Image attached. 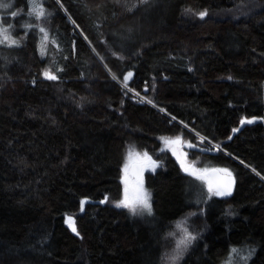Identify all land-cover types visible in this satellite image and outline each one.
Listing matches in <instances>:
<instances>
[{
  "label": "trees",
  "instance_id": "trees-1",
  "mask_svg": "<svg viewBox=\"0 0 264 264\" xmlns=\"http://www.w3.org/2000/svg\"><path fill=\"white\" fill-rule=\"evenodd\" d=\"M19 1L4 20L19 44L0 43V264H169L183 219L181 264L233 248L264 264V0H41L39 18ZM166 136L229 170L234 194L204 199ZM130 149L162 163L151 218L113 204Z\"/></svg>",
  "mask_w": 264,
  "mask_h": 264
},
{
  "label": "rangeland",
  "instance_id": "rangeland-1",
  "mask_svg": "<svg viewBox=\"0 0 264 264\" xmlns=\"http://www.w3.org/2000/svg\"><path fill=\"white\" fill-rule=\"evenodd\" d=\"M258 1L259 0H251V5L255 6ZM0 2L11 4V7H9V8L0 7V28H7L8 32H9L10 26H8V25L6 26V24H4V20L5 19H12V17L17 15L19 13V7H20L21 3H20L19 0H0ZM244 2H245V0H244ZM36 3L39 6L42 7V1L41 0H36ZM28 5H29V8L32 9L31 0H28ZM244 7L245 8H249L250 4L247 2ZM233 13H235V11L231 12L232 16H234ZM33 14H35V13H33ZM235 15H238V14H235ZM218 18H222V17H218ZM27 28H28V26H27ZM9 35H10V32H9ZM55 45H56V47H58V44H57L56 41H55ZM53 56H55V53L53 54ZM57 69H59L58 62L53 60L52 65H50V67H49V72H51L52 74L56 75V70ZM243 120H254V122H255V121L259 120V119H247V118H245ZM261 120L264 121V118H261ZM246 124H248V123H245L243 125L240 124V126L235 128V129H239L240 130ZM236 132H238V131H236ZM236 132H234V133H236ZM178 137L181 140V142L178 143V144H165L164 143L165 139L174 140V139H176ZM200 141L203 142V141H206V140L201 137ZM162 144H163V149H165L167 151H170L173 154V156L180 162V165L182 166L184 171L187 168H191V172H189V173L193 177L196 178V181L204 189V195H202V196H204V199L208 198V197H211V196H214L212 192H209L208 186H209V184H211L214 190H217V189H216L215 185L212 184L210 179L206 175H204V171H203L205 169L210 170V169H212V167L209 168L208 166H200L196 161L192 160L191 154L186 149V146L184 144V140L180 136H166V137H163L162 138ZM130 153L133 154L131 160H129V154ZM144 153L145 152H140V151H138L136 149H130L129 150V152H128L127 156H126L125 164L123 166L122 182H123V185H124V190H125V186H126L125 185L126 177H127L129 189L131 190L135 186L137 179L130 173V168L136 162H141V161H146L147 160V159L144 158ZM135 154H139V158H137V156ZM147 156H148V154H147ZM156 160H157V162H155V170L153 171V169H152V162L147 164V165H145V167L143 169V173L144 174L140 178V180H142L143 189L145 191H147L148 193H150V196H151V199H150V203H151V206H152L151 214H149L147 212V210L143 209L140 205H136L135 206L136 207V212L135 213H133L129 208L119 207V208H124V209L129 210L130 213H132L133 215L137 216L138 218H142V219H144L146 217L151 218L153 216V214H154L153 198H152L151 191L148 189L147 184H146V175L149 172H155V171H157L158 169L161 168L162 163L158 162V160H160V159L156 158ZM125 165H128L127 174L125 173V170H124L125 169ZM213 168H218V167H213ZM218 169H220V168H218ZM197 177H202V179L197 178ZM201 192H203V191H201ZM202 196L200 197V200H202ZM215 196H217V195H215ZM123 199H124V196H123V198L121 200H123ZM120 201L114 202L113 204L116 206L117 203H119ZM67 223H68L69 227L72 230V227L70 226V223H69L68 219H67ZM180 223H183V226L186 227L188 229V231L193 236H195L194 233L190 230L189 220L185 221V219H183V220L180 221ZM75 227H76V224H75ZM179 231H180V236H179V239H180L182 237L183 233H182V231L180 229H179ZM74 233L79 236V234H77L78 233L77 228H76V232H74ZM193 242H194V240L191 242L190 246L187 248L186 251L183 252V255L178 260L173 261L171 259V257L174 256L175 252H176V244H175V247H174L172 253L170 254L169 264H181L183 262V260L185 259L186 255L188 254L190 248L192 247ZM235 249H238V248H235ZM242 249H244V248H242ZM242 249L238 250V253H233V255L230 257L231 258L230 259V264H247L250 261V259H251L250 257H252V251H250V249H245V250H242ZM226 264H229V262H227Z\"/></svg>",
  "mask_w": 264,
  "mask_h": 264
},
{
  "label": "snow or ice",
  "instance_id": "snow-or-ice-1",
  "mask_svg": "<svg viewBox=\"0 0 264 264\" xmlns=\"http://www.w3.org/2000/svg\"><path fill=\"white\" fill-rule=\"evenodd\" d=\"M31 2H32V12L35 13L38 18L39 17H43L44 16L43 8L36 3V0H31ZM0 7L9 8V7H11V4L0 2ZM29 14L31 15L32 13H29ZM199 15H200L201 18H204L207 15V12L206 11L201 12V13H199ZM39 31L40 32H45V29L43 27H41L39 29ZM44 39L45 40L47 39V33L46 32H45ZM5 42H7V44L9 46H13V45H18L19 44L18 40L13 39L9 35V32H8L7 28H0V43H5ZM44 51H45V49H44V46L42 44L41 54H44ZM131 75H132V73H128V75L124 77L125 87H127L126 81L131 77ZM44 76H45V78H47L49 80H56L57 79V76L52 74L49 71H45L44 72ZM245 123L251 124V123H254V120H242L241 121L242 125L245 124ZM233 131L236 132V131H239V129H233ZM180 142H181V140H180L179 137L174 139V140H170V139H165L164 140L165 144H178ZM188 146L189 147H193L194 145L189 144ZM135 155L137 156V158H139V154H135ZM132 156H133V154L130 153L129 154V160L132 159ZM144 158L149 160V161H151V158L147 156V153H144ZM152 169H153V171L155 170V162H152ZM124 170H125V173L127 174L128 165H125V169ZM203 171L207 172L208 170L205 169ZM212 171H214V172H223L229 178H231V176H232L231 172H229L227 169H213ZM141 172H142V170H141ZM197 178L202 179V177H197ZM232 183H234V181H230L229 184L225 187L224 190H214L212 185L209 184L208 190H209V192H212L214 195H230L231 194V184ZM125 185L126 186H125V190H124V199L121 200L119 203H117L116 206L117 207L129 208L133 213H135L136 212V207L135 206L136 205H140L143 209L147 210V212L149 214H151V211H152V206H151V203H150L151 196H150V193H148L147 191H145L143 189L142 180H140L139 174H138V178H137L136 184L131 190L128 187L127 177L125 179ZM68 221L70 223V226L72 227V231L76 232L75 223L72 220V218L69 217ZM176 227L182 231L183 235L176 242V252H175V255L171 257V259L173 261L178 260L183 255V252L186 251L187 248L190 246L191 242L196 239V237L193 236L188 231V229L183 226V223H178ZM77 234H79V233H77ZM169 235H173L174 236L175 233H169ZM231 251H232V253H238V250L235 249V248H233ZM230 259L231 258H229V264H230Z\"/></svg>",
  "mask_w": 264,
  "mask_h": 264
},
{
  "label": "water",
  "instance_id": "water-1",
  "mask_svg": "<svg viewBox=\"0 0 264 264\" xmlns=\"http://www.w3.org/2000/svg\"><path fill=\"white\" fill-rule=\"evenodd\" d=\"M149 157L151 158V161L146 160L144 162H136L131 166L130 173L136 179L138 178V174H139V178L143 176L144 165L149 164L151 162H156L155 158L152 155H150ZM213 169H218V168H213ZM213 169H210L207 172H204V175H206L210 179V181L212 182L213 185H215L217 190H224L230 181H234V183L231 184V194L223 195V196L231 197L234 194L235 189H236V184H237L236 177L232 175L231 178H229L225 173L214 172L212 171ZM189 172H191V168L185 169V173H189ZM106 201L107 200L101 201L99 202V204H106Z\"/></svg>",
  "mask_w": 264,
  "mask_h": 264
},
{
  "label": "flooded vegetation",
  "instance_id": "flooded-vegetation-1",
  "mask_svg": "<svg viewBox=\"0 0 264 264\" xmlns=\"http://www.w3.org/2000/svg\"><path fill=\"white\" fill-rule=\"evenodd\" d=\"M148 156H149V154H148ZM141 162H144V161H141ZM147 165V164H146ZM144 167H145V165H144ZM150 173V172H149Z\"/></svg>",
  "mask_w": 264,
  "mask_h": 264
}]
</instances>
